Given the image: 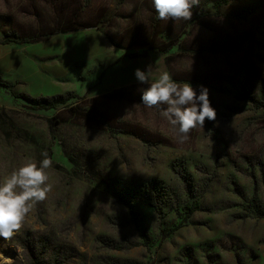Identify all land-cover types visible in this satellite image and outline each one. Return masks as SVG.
I'll return each instance as SVG.
<instances>
[{"label": "rangeland", "instance_id": "obj_1", "mask_svg": "<svg viewBox=\"0 0 264 264\" xmlns=\"http://www.w3.org/2000/svg\"><path fill=\"white\" fill-rule=\"evenodd\" d=\"M217 1L200 0L189 21H163L152 0H0V45L81 26L139 56L99 84L92 68L94 92L75 85L80 93L47 111L0 75V181L26 160L39 166L43 152L53 162L52 191L19 232L0 237V264H264V217L250 207L264 210V0ZM147 67L150 81L168 72L207 87L216 121L178 143L160 110L142 104L147 85L134 71ZM192 196L200 210L187 215Z\"/></svg>", "mask_w": 264, "mask_h": 264}, {"label": "clouds", "instance_id": "obj_2", "mask_svg": "<svg viewBox=\"0 0 264 264\" xmlns=\"http://www.w3.org/2000/svg\"><path fill=\"white\" fill-rule=\"evenodd\" d=\"M200 0H152L157 18L163 21H189ZM140 84L141 101L147 108H157L175 133L178 143L189 139L190 132L204 128L205 122L216 121L217 111L209 99V89L203 85L199 91L189 82H177L168 72L150 81L151 70L135 69ZM38 164L29 159L12 170L0 181V237L11 239L23 227L28 214L37 202L44 201L52 191L47 169L52 159L47 152Z\"/></svg>", "mask_w": 264, "mask_h": 264}, {"label": "crops", "instance_id": "obj_3", "mask_svg": "<svg viewBox=\"0 0 264 264\" xmlns=\"http://www.w3.org/2000/svg\"><path fill=\"white\" fill-rule=\"evenodd\" d=\"M122 55L99 30L58 32L37 43L0 45V75L19 79L23 92L32 97L80 93L75 85L83 88L81 93L94 92L95 83H86L91 69L97 71L99 84L108 72L129 63ZM81 67L86 71L76 70ZM127 80L122 76L117 83Z\"/></svg>", "mask_w": 264, "mask_h": 264}, {"label": "trees", "instance_id": "obj_4", "mask_svg": "<svg viewBox=\"0 0 264 264\" xmlns=\"http://www.w3.org/2000/svg\"><path fill=\"white\" fill-rule=\"evenodd\" d=\"M228 1L229 0H218L215 3V7H219L221 5H224ZM82 29H86V28H83L81 26H77V27H74L72 29L60 30L59 32L78 31V30H82ZM27 43H30V42H27ZM164 51H167V50H164ZM122 57H127V58L133 59V58H138L139 56H136V55H131V56L130 55H122ZM71 96L74 97V98L77 97L76 95H71ZM27 99L31 100V98H28V97H27ZM32 102H33L32 103V107H33L32 109H34V110H45V111L53 109L57 105L64 103V101L62 100V96L61 95L53 96V97H50L49 99L39 98L38 100H33ZM152 183L154 184L155 192L158 191L159 187L156 186L157 183H159L158 180H155V182L153 181ZM189 195H192V194L189 192ZM192 198H193V202L191 204L186 203L182 207L183 211L187 215H190V214L200 210V203H199L200 196H192ZM146 199H147L146 201H147L148 205L151 208H153V210L156 213L157 217L160 220H162L164 218L165 212H164V208H163V204H162L161 199L158 198V197H155V196H150L149 198H146ZM126 206L128 208V214L130 216V223H132L137 230H140L141 229V224H140L141 220H140V217L136 214V212L132 208V203H128ZM250 207L256 213H258V215L260 217H264V210H262L260 208V205L254 199H252L250 201ZM32 264H47V262L45 261L44 258L35 256V258L32 261ZM121 264H140V263H137L135 261L127 260V261H123Z\"/></svg>", "mask_w": 264, "mask_h": 264}]
</instances>
